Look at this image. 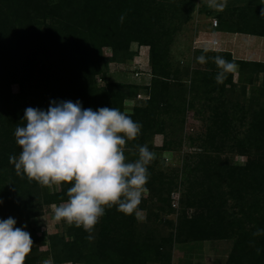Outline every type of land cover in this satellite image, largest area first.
I'll use <instances>...</instances> for the list:
<instances>
[{"label":"trees","instance_id":"trees-1","mask_svg":"<svg viewBox=\"0 0 264 264\" xmlns=\"http://www.w3.org/2000/svg\"><path fill=\"white\" fill-rule=\"evenodd\" d=\"M34 1L37 0H0V176L9 179L7 187L13 195L10 205L22 213L34 207L41 192L37 182H30L23 174L17 176L14 165L9 163V156H17L21 151L16 144L15 130L18 125L26 126L24 113L27 108L46 112L52 102L79 101L82 109H119L142 125L140 135L126 143V158L137 156L138 147L137 151L133 148L137 144L142 146L146 139L150 140L154 132H162L170 127L171 124L167 126L165 121L156 120V112L168 117L174 124H182L189 111L195 116L204 115L212 127L209 126L206 139L199 145L200 151L187 156L180 169L170 170L172 176L168 178L167 185L176 186L172 177L180 173L183 186L181 205L205 209L207 232L213 239L235 237L228 262L264 264V234L253 236L258 229L264 232V104L258 105L252 96L248 105L244 101L248 85L264 88V62L236 60L227 51L198 50L207 58L222 56L235 62L240 71L248 69L254 72L250 81L245 82L247 85L243 84L239 93L234 94L230 91L232 86L226 88L232 84V73L226 74L227 79L223 84L216 83L219 69L215 63L206 65L203 70L189 72L180 63L168 59L165 39L170 41V37H165L167 28L161 32L154 29L158 22L157 15L167 14L162 0H60V30L56 34L51 29L39 34L30 28L33 14L30 7ZM186 2L190 5L193 0ZM39 4L35 5L38 8L35 13L41 10L45 14L48 2ZM249 13L238 16L232 24L235 30L229 29L228 24L222 25V28L220 26L219 30L217 26L215 31L264 38V9ZM122 14H125V19L120 23ZM132 42L139 47H148L149 85L139 88L127 84L121 90L110 89L106 84L98 86L96 78L105 79L110 62L121 65L131 63L136 55L129 49ZM110 45L114 48L113 57L105 58L102 47ZM38 54L44 55V62H35ZM48 62L60 67L59 71H52L60 77V90L56 88L58 78L40 75L39 67L44 66L42 71L45 65L39 64ZM183 78L187 79V85L182 84ZM14 84L18 87L16 93L11 92ZM139 91H145L146 98L137 101L131 112L127 113L124 101L126 98L134 99ZM151 113H154L153 118ZM144 115L147 116L146 120L143 119ZM151 128L154 131L149 133ZM234 151L246 154L248 158L238 165L220 157L222 152L232 155ZM192 158L195 160L190 161ZM147 170V188L156 186L155 183L166 184L162 181L166 179L162 178L160 169L148 167ZM61 187L65 191L49 195V198L67 196L71 185ZM113 209L116 207L106 208L105 215H110ZM32 216L31 213L26 216L27 224ZM81 234L70 233L61 237L63 244L60 250L65 254L61 262L71 258L68 256L76 248L77 252L82 253L84 238L77 240L84 236ZM112 246L108 244L105 247ZM160 247L128 242L118 248H130L129 255H117L111 264H152L157 260L156 256L161 255ZM257 249H260L259 254ZM150 251L153 257H150ZM80 255L86 256L87 264H97L96 259L92 258L95 254L89 255L90 258L87 254ZM28 262L38 264L31 257H27L25 264Z\"/></svg>","mask_w":264,"mask_h":264},{"label":"rangeland","instance_id":"rangeland-1","mask_svg":"<svg viewBox=\"0 0 264 264\" xmlns=\"http://www.w3.org/2000/svg\"><path fill=\"white\" fill-rule=\"evenodd\" d=\"M186 1L187 0L161 1L166 6L164 9L168 16L166 13V15H163V13L157 15L158 22L154 29L155 31L161 32L162 29L167 28L165 30L167 31L165 37H170V41L165 39L168 43V59L171 58V61L180 63L181 67L189 69V72L195 71V69L203 70L206 65L211 66L214 62L211 56L207 58L208 62L206 64L201 65L196 62V57L202 55V53L198 51L201 49L197 48L199 46L198 42L203 39H211L213 36H217V38H214L220 41V49L223 51H231L230 55L234 59L250 62H264V50H259V47L264 46V38L256 40L259 42L256 44L255 40H253L254 38H251L254 36L245 35V38L250 39L249 42H245V38L243 39L241 36H239L240 39L242 38L241 41H238V34L215 31V29L211 30L210 28L212 20L215 19L218 22V30L220 26L222 28V25L226 26L228 24L229 29H232V31L235 30L236 27L232 24L235 23L234 21L238 19V16H241L243 13L247 15L250 14L249 12L251 11L264 9V0H228L227 7L223 12L209 8L208 0H193V3L190 5L186 4ZM37 2L41 5L48 2V4H46L47 10H45V14L42 13L41 10L35 13L36 9H38L35 6L38 5ZM58 6H60V0L34 1L32 7H30L33 12L30 17V28L35 30V33L39 34L49 29H51L52 33L56 34V31L58 29L60 30V17H58L60 15L58 9L60 10V8H58ZM226 19L227 23H225ZM206 33L214 35L211 37ZM50 40L51 39L46 42L43 41L44 43L42 46H45ZM34 41L37 42L36 40ZM243 44L246 47H243ZM113 49L111 45L102 47L101 51L103 57H113ZM129 49L133 53H136V55L132 57L131 63L121 65L109 61L107 73L104 75L105 79L96 78L98 86H104L106 84L110 89L121 90V88L125 87L127 84L139 88L149 85L148 76H142L140 78L133 77V71L137 69H144L149 72V66L147 64L148 54H146L148 52V47H139L137 43L132 42L129 45ZM257 51L261 52L258 53ZM43 57V54H38L35 62H44L45 58L43 59ZM40 65H45L42 71L41 68L44 66ZM39 66L40 75L41 73L47 74L51 75L52 79H59L56 88L60 90V77L58 73H52V71H59L60 67L55 64L53 65L52 62L39 64ZM253 74V71L248 69L240 71V68H238L237 72L232 73V84L226 88L228 89L232 86L230 91L234 94H238L240 87L246 84V81H250ZM259 77L261 78V76ZM182 81L183 85H187L188 82L186 78H183ZM254 83L255 81L253 84ZM17 89V85L14 84L11 86L12 93H16ZM251 96L254 97L258 105L264 104V88L262 86H247L244 100L245 105H248V100ZM145 98V91H139V97L136 95L134 99L126 98L124 101V110L130 113L136 102L144 100ZM191 101L193 104L194 98ZM153 114L151 113L150 115L152 116ZM156 114V120H163L166 122L167 126L168 124L171 125L169 128L166 127V129L162 130V132H154L150 140H142V146L147 145L149 150L155 153V159L148 167L154 170L160 169L162 178L166 179L162 181L166 182V184L155 183L157 184L156 186L153 185L151 188H148L149 191L143 195L139 205V210L141 211L139 217L135 214L125 215L113 209L110 215L104 214L100 218L91 233L84 231L82 228H77L74 225L69 226L64 221L56 223L53 219L54 213L51 205L55 204L59 206L65 203V199L68 197L61 196L60 198H49V195L59 194L65 191L64 187L61 186H53L51 189L41 187V192L38 193L37 200L33 204L34 207L27 208L23 210L22 213H19L10 205L13 195L10 188L8 189L7 187L9 179H4L0 176V220L12 217L16 221L15 227L23 228V230L30 234L33 247L27 257H31V259L38 264H43L45 260H48L50 264H68V262H71V264H87L86 256L81 257L80 254H87L88 257L89 255L95 254L92 258L96 259L95 261L97 264H111L113 257L117 255H129L128 251L130 248L126 250L125 248L120 249L118 247L125 246L128 242L132 241V245H134V243L141 246L145 244L154 248L156 246H162L159 250L161 255L158 254L156 256L157 260L152 264H240V262H234L233 260L228 262L235 237L228 240L213 239L210 233L207 232V222L204 219L207 214L205 209L202 207L191 208L181 205L183 186L180 173L175 175L176 177H172V179L176 181V186L167 185L170 180L168 178L172 176L170 170L180 169L187 156L200 151L199 145H201L202 140L204 141L206 139L208 129L212 126H210L204 115L195 116L189 111L186 113L185 120L182 124H174L168 117L157 112ZM143 119L146 120L147 116L144 115ZM153 131L154 129H149V133ZM216 143L219 142L216 141ZM137 146H139V144H137ZM137 146L133 148L136 151ZM19 154L20 153L17 154V157ZM250 154H252V151H250ZM220 157L226 159L228 162L234 161L236 164L240 165L246 161L248 155L239 154L234 151L232 155L222 152ZM137 158L138 155L133 157L129 156L127 160L133 162ZM192 160L195 159L192 158L190 161ZM45 194L48 196H45ZM144 200H147L146 203L142 202ZM30 213L33 214V216L29 219V224H27L26 216ZM78 232L84 235L82 238L77 239L82 240L84 238L82 240V242H84V248H81L82 253L79 251L77 252L76 248L74 253L68 256L71 258L66 259L65 262H61V259H63L62 255H65L60 250L63 244L60 242L61 237L67 236L70 233L76 234ZM101 236L104 238H101ZM67 239L69 238L67 237ZM108 244L113 246L109 248L105 247ZM150 252V257H153V252ZM87 260L89 261L90 259Z\"/></svg>","mask_w":264,"mask_h":264},{"label":"clouds","instance_id":"clouds-1","mask_svg":"<svg viewBox=\"0 0 264 264\" xmlns=\"http://www.w3.org/2000/svg\"><path fill=\"white\" fill-rule=\"evenodd\" d=\"M228 0H208V7L223 12ZM125 14L120 16L123 23ZM209 49H204L207 52ZM219 69L215 80L223 84L226 74L238 71L235 62L212 58ZM203 65L205 55L196 57ZM26 126H17L15 140L19 156L10 155L17 176H26L41 187L71 185L68 200L51 205L56 223L64 221L91 233L105 209L116 207L125 215H141L139 205L149 189L148 165L155 153L147 145L138 147V158L129 162L124 154L128 141L135 140L142 125L117 108L82 109L79 101L52 102L48 110L27 108ZM12 217L0 220V264H25L33 242ZM26 227V225H25ZM264 234L258 229L253 236ZM260 249H257L259 254ZM43 264H50L45 260ZM71 264V262H68Z\"/></svg>","mask_w":264,"mask_h":264},{"label":"built area","instance_id":"built-area-1","mask_svg":"<svg viewBox=\"0 0 264 264\" xmlns=\"http://www.w3.org/2000/svg\"><path fill=\"white\" fill-rule=\"evenodd\" d=\"M217 27V21L214 19L211 22V30L215 29ZM208 34V36L210 35L212 37V35L210 33H206ZM199 46L197 47L198 49L204 50V49H209L210 51H223L221 50L219 47V43L217 40L211 38V39H203L200 40L198 42ZM196 48V47H195ZM147 54V53H146ZM142 76H148L149 77V72H147V70L144 69H137L133 71V77L134 78H140ZM139 97V95H138Z\"/></svg>","mask_w":264,"mask_h":264},{"label":"crops","instance_id":"crops-1","mask_svg":"<svg viewBox=\"0 0 264 264\" xmlns=\"http://www.w3.org/2000/svg\"><path fill=\"white\" fill-rule=\"evenodd\" d=\"M213 35H214V34H213ZM213 35H212V36H213ZM239 36H241L243 39L245 38V35L243 36L242 34H238V38H239V39L237 38L238 41H241V39H242V38L240 39ZM214 37L217 38V36H213L212 38H214ZM216 38H214V39L216 40ZM251 38H254L253 40H255V43H256V44L259 43V42L256 41V40H260V39H262V38H258V37H255V36H254V37H251ZM219 39H220V38H219ZM247 41L249 42L250 39L245 38V42H247ZM218 42H219V44H220V41H218ZM240 44H241V43H240ZM256 44H255V45H256ZM243 45H244V44H243ZM263 45H264V44H263ZM243 47H246V46L244 45ZM219 48H221L220 45H219ZM259 50L263 51V50H264V46L259 47ZM261 51H257V52L259 53V52H261ZM227 52L231 53V51H227ZM143 54H144V53H143Z\"/></svg>","mask_w":264,"mask_h":264}]
</instances>
